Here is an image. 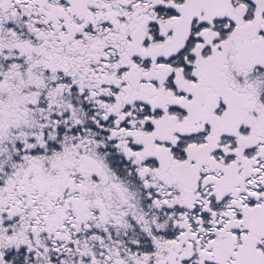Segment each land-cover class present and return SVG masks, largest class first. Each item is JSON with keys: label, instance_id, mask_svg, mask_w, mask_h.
I'll list each match as a JSON object with an SVG mask.
<instances>
[{"label": "snow or ice", "instance_id": "6c2138e0", "mask_svg": "<svg viewBox=\"0 0 264 264\" xmlns=\"http://www.w3.org/2000/svg\"><path fill=\"white\" fill-rule=\"evenodd\" d=\"M0 264H264V0H0Z\"/></svg>", "mask_w": 264, "mask_h": 264}]
</instances>
